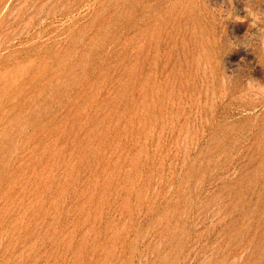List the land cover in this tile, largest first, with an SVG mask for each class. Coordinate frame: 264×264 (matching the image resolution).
I'll return each mask as SVG.
<instances>
[{
  "label": "rangeland",
  "instance_id": "rangeland-1",
  "mask_svg": "<svg viewBox=\"0 0 264 264\" xmlns=\"http://www.w3.org/2000/svg\"><path fill=\"white\" fill-rule=\"evenodd\" d=\"M0 264H264V0H0Z\"/></svg>",
  "mask_w": 264,
  "mask_h": 264
}]
</instances>
